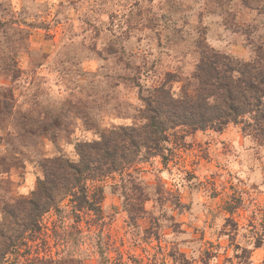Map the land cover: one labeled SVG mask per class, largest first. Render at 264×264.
Instances as JSON below:
<instances>
[{
    "label": "clouds",
    "instance_id": "1",
    "mask_svg": "<svg viewBox=\"0 0 264 264\" xmlns=\"http://www.w3.org/2000/svg\"><path fill=\"white\" fill-rule=\"evenodd\" d=\"M78 7L69 55L61 53L47 71L25 67L15 43L0 51V93L16 92L11 116L0 111V137L27 145L17 157L15 182L0 170V208L41 197L57 203L61 186L65 197L79 189L91 201L93 190L103 188L95 206L107 217L112 209H101L99 201L111 198L109 185H119L111 177L117 171L127 176L126 167L152 157L151 173L142 177L151 188L133 195L129 186L127 205L141 236L149 228L160 237L162 247L149 264H218L206 255L220 251L209 241L230 243L232 264H253L256 246L264 248V0H87ZM212 21L241 34L237 46L248 47V54L234 60L210 47ZM3 101L0 94V109ZM173 113L181 116L177 122L205 129L201 138L212 144L210 154L208 145L198 149L207 159L192 175L184 160L163 170L156 159L175 150L157 128ZM234 196L241 207L232 219L243 216L235 227L226 224ZM62 206L72 208L66 199ZM15 231L0 235V264L28 259L20 256ZM61 231V264H107L102 232L81 233L71 223Z\"/></svg>",
    "mask_w": 264,
    "mask_h": 264
},
{
    "label": "rangeland",
    "instance_id": "2",
    "mask_svg": "<svg viewBox=\"0 0 264 264\" xmlns=\"http://www.w3.org/2000/svg\"><path fill=\"white\" fill-rule=\"evenodd\" d=\"M81 3H87V0H0V36L5 38L0 40V51L3 50L4 45L9 46L11 50V45L15 43L18 46L15 54L25 67L35 65V68L47 71L45 65L50 61L54 62L56 58L60 57L61 53H64L65 56L69 55L65 51L69 47L66 42L74 39L73 29L79 25L80 17L73 14L80 10L78 5ZM17 4L19 7L16 6ZM240 35L228 27L219 29L216 22L212 21L208 25L206 38L210 47L243 58L248 54L249 48L242 43L237 46ZM245 38L247 39V37ZM142 39H138L136 43H140ZM256 44V41H251V49L254 50ZM48 75L51 76V73H48ZM15 79L14 76L13 83ZM3 82L6 83L7 81ZM0 94L4 96L0 111H3L7 116H11L13 110H15L16 92L14 89L9 88L7 92ZM203 132L205 130H198L189 134L185 133L183 129L178 130V134L184 135L182 143L176 141L175 136L172 135L171 144L175 151L170 160L164 163L162 157L156 158L159 160L161 169L166 170L170 165L175 167L181 160H184L187 163L188 174L192 175V167L207 159V155H201L198 149L208 145L210 154L212 147L211 141L201 138ZM25 146L27 145L22 138L0 137V170L4 174L12 173L13 182H15L14 178L17 171V157L24 154L22 149ZM196 155H200V160L195 159ZM173 157H178L175 163H173ZM149 161L136 163L130 169L125 170L128 173L127 176L123 172H116L111 177L112 180L119 179L120 183L119 185H109L112 191L111 198L102 196L101 209L104 207L112 209L107 217L103 216L101 211L96 212L88 208L76 211L73 202L69 199L70 196L66 198V202L72 205L70 211L64 210L62 206L64 199L60 204V208L53 207L45 212L41 218V230L36 233L27 231L26 238L18 249L21 258L25 256L28 258L24 264H61L60 250L61 239L63 238L61 230L69 223L78 228L81 233L102 232L104 234L106 243L101 247L108 250L107 264H149L150 260H155L156 249L162 247L160 237L156 234L150 235L151 229L149 228H145L144 235L141 236L136 231L140 226L137 215L130 213L127 208L130 202L129 186H131L133 195L137 189L147 191L151 188V182L142 178L148 177L151 173L153 164ZM133 172L136 173L135 177H133ZM166 176L169 179L171 178L170 173H166ZM32 179L37 178L33 176ZM89 183H92V181L90 180ZM97 183L99 184L100 181H97ZM100 189L103 190V188L93 190L94 198H96V191H100ZM120 189H123V191H120ZM23 190L27 191V188ZM157 190H159V187ZM229 190H231V187ZM118 192L119 196L124 197L123 204L119 203ZM213 196L214 198L218 197V193H214ZM233 199L235 203L229 205L230 215L226 224L230 223L235 227L241 223L243 216L237 217L236 220L232 219L235 209L241 207V201L235 196ZM16 206V203L5 201L3 207L0 208L4 217L3 220H0V227H3L7 232L12 227H15V232L23 231L22 226L19 224H22L25 213L21 211L18 214L19 211ZM121 208H124V216L120 215ZM188 210H191L190 206ZM9 211H17L21 220L14 222ZM170 219L176 220V217ZM247 223L250 225L251 221H247ZM15 232L13 235L16 234ZM200 238L206 239V235L202 233ZM231 239V237H228V241H231ZM209 245L220 249V251L217 253H207L206 251V255H209L210 258L216 256L218 264H232L233 256L236 253L230 243L225 245L224 243L217 244L209 241ZM149 252L153 254L151 257L147 255ZM7 255L14 256L15 253L12 252ZM98 255L103 256L104 254L100 252ZM168 255L171 256L172 253L169 252ZM263 261L264 248L257 245L253 254V264H263Z\"/></svg>",
    "mask_w": 264,
    "mask_h": 264
},
{
    "label": "trees",
    "instance_id": "3",
    "mask_svg": "<svg viewBox=\"0 0 264 264\" xmlns=\"http://www.w3.org/2000/svg\"><path fill=\"white\" fill-rule=\"evenodd\" d=\"M257 44L254 46V50L256 49ZM221 52V51H220ZM226 56H231L234 60L237 59H242L240 57H237L235 55L226 53V52H221ZM181 121V116L179 114L173 113L171 116H165L164 120L161 121L158 125L157 128L160 131V134L163 138V142L165 145L171 143V136L174 135L176 138V141L182 143L184 135L181 136V134H178V130L183 129L185 133H193L198 130L204 131L205 129L200 128L199 126H194L190 123H184V122H177ZM167 123V127H164V123ZM175 151V150H174ZM174 151L172 149L168 150V155L163 156L164 163H166L168 160H170V157L172 154H174ZM152 157H145L140 159L138 162H134L131 166L126 167L125 170L130 169L131 167L134 166L136 163L140 162H146L149 161ZM120 172V171H117ZM76 192H79V196L76 194ZM76 192H73L72 190L67 191V195L65 197V189L63 186L60 188V192L58 193L57 196V203H50L47 199L44 197L39 198V201L37 200H32L28 201L27 203H22L20 201H17V210L19 211L18 214L24 212V219L22 224H19L22 226L23 231L22 232H15L16 234L14 235L19 247L20 245L23 244L24 239L26 238V232L30 231L31 233H36L41 230V218L45 212H47L49 209L55 207V208H60L61 202L66 199L67 197L70 196V201L73 202V205L76 209V211H80L83 208H88L89 210H93L96 212H100L98 210L96 205V198L93 197L91 201L88 199L84 198V193L80 191L79 189L76 190ZM100 192H103L102 189H100ZM102 202V197L101 200L99 201V205ZM101 208V205H100ZM9 214L11 217H13L14 222H17L19 219V216L17 214V211H9ZM7 231L3 228L0 227V235H7ZM8 253L5 254V257L7 256ZM264 264V261H263Z\"/></svg>",
    "mask_w": 264,
    "mask_h": 264
}]
</instances>
